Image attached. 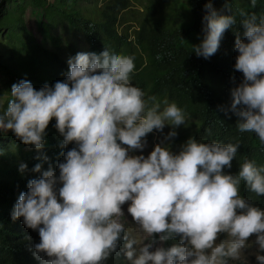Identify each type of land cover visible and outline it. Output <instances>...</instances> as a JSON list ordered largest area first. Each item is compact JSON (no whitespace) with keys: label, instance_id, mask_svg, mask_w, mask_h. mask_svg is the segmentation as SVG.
Here are the masks:
<instances>
[{"label":"clouds","instance_id":"1","mask_svg":"<svg viewBox=\"0 0 264 264\" xmlns=\"http://www.w3.org/2000/svg\"><path fill=\"white\" fill-rule=\"evenodd\" d=\"M250 4L255 8L257 0ZM204 7V38L193 51L208 59L237 20L218 14L211 2ZM238 14L244 39L237 33L234 68L243 79L231 90L230 108L222 110L234 113L237 130L254 133L264 148V15L243 9ZM134 59L107 48L79 52L68 59L65 80L39 90L27 80L11 86V99L0 111V133L11 130L23 144L41 150L55 119L61 146L75 145L63 153L59 175L49 167L28 182L12 213L13 220L23 218L38 231L35 257L41 264H103L122 251L129 264H229L255 236L256 261L264 264V209L241 195L243 181L264 196V166L245 160L237 174L226 172L239 142L189 138L178 153L162 142L147 157L132 154L143 151L153 130L171 125L165 137L170 141L186 123L175 103L164 101L161 111L155 97L146 98L133 85ZM26 168L21 164L20 171ZM41 168L37 164L33 171ZM125 204L148 243L138 245L125 231ZM169 240L179 242L150 251Z\"/></svg>","mask_w":264,"mask_h":264},{"label":"trees","instance_id":"2","mask_svg":"<svg viewBox=\"0 0 264 264\" xmlns=\"http://www.w3.org/2000/svg\"><path fill=\"white\" fill-rule=\"evenodd\" d=\"M220 15H235L237 23L223 35L218 51L208 59L198 57L193 46L204 38L205 4ZM138 4V5H137ZM139 6V7H138ZM29 7L43 12L38 28L28 24ZM264 15V0L255 8L250 0H0V77L8 94L0 93V111L11 99V86L21 80L39 90L66 79L68 59L79 52L100 54L106 48L116 54L134 57V86L160 105L175 103L194 124L177 137L198 142L237 143L240 148L226 172L237 174L245 160L264 166V148L254 133H240L238 117L222 109L231 105V90L243 74L235 70V39H244L239 10ZM86 43L84 50L75 46L76 39ZM69 52V58L64 54ZM50 121L43 149L25 145L10 130L0 133V264H41L34 245L39 233L27 228L23 218L13 220L12 213L28 182L51 167L59 175L58 164L74 144L62 147L63 138ZM183 143V144H184ZM47 157V160L44 159ZM21 164L27 168L20 171ZM40 164L41 173L34 172ZM241 195L264 209V196L251 192L241 183ZM158 239V238H157ZM179 241H165L171 247ZM122 247V246H121ZM118 251H120L118 249ZM46 258V257H45ZM103 264H128L122 251ZM232 264H257L240 258Z\"/></svg>","mask_w":264,"mask_h":264},{"label":"rangeland","instance_id":"3","mask_svg":"<svg viewBox=\"0 0 264 264\" xmlns=\"http://www.w3.org/2000/svg\"><path fill=\"white\" fill-rule=\"evenodd\" d=\"M25 15H26L27 22L29 25H31L34 28L39 27L40 22H41V18L43 15V12L40 8L29 7L27 9ZM74 44H75V46H77L81 50H84L86 48V43L81 38L76 39ZM64 56L66 58H69V52H67V50H66V53L64 54ZM4 82H5L4 78L0 77V93L8 94L9 89H7ZM3 101H4V97H0V102H3ZM166 106H167L166 104L160 105V110L162 111ZM193 125L194 124L192 123V121L186 117L185 125H181L175 129V131L178 133V135L176 137L172 138L170 141H165V137L167 136V134L170 131L173 130L171 125H165L163 131L153 130L152 133H149L147 135V138H146L147 139V145L143 149V151L140 152L139 150H137L136 152H134L132 154L133 155H144L145 157H147L150 154V152L154 149V147L157 144H160L162 142L164 144H166L165 146L169 147L172 152L178 153L181 150V147H182L184 142L182 140L177 142V137L180 135V133H182L186 129L192 128ZM127 207H128V204H125L122 206L123 211L125 212V216L121 218V221L125 225V231L127 233H129L131 237H133L137 240L138 245H140L142 243H148L149 238H147L146 234L142 231V229L132 221L131 216L127 213ZM220 239H226V237L221 236ZM254 240H255V236L250 238L249 245H248L247 249H245L241 252L240 258L251 261V262L256 261L255 253L257 251L258 245H256L254 243ZM158 246H163V243L161 245L158 242L156 245L153 246L152 249H150V251H154L155 247H158ZM260 254L264 255V252H262ZM128 264H129V262H128ZM229 264H232V261H230Z\"/></svg>","mask_w":264,"mask_h":264}]
</instances>
